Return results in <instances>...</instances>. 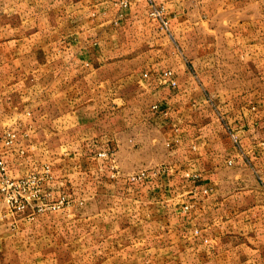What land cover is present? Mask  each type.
Returning <instances> with one entry per match:
<instances>
[{"label":"crops","instance_id":"crops-1","mask_svg":"<svg viewBox=\"0 0 264 264\" xmlns=\"http://www.w3.org/2000/svg\"><path fill=\"white\" fill-rule=\"evenodd\" d=\"M120 1L0 0L10 171L75 149L95 176L159 187L215 264H264V0H154L166 28L145 0ZM97 75L119 102L70 105Z\"/></svg>","mask_w":264,"mask_h":264},{"label":"rangeland","instance_id":"rangeland-1","mask_svg":"<svg viewBox=\"0 0 264 264\" xmlns=\"http://www.w3.org/2000/svg\"><path fill=\"white\" fill-rule=\"evenodd\" d=\"M192 32L189 54L194 57L199 34ZM207 65L215 66V54L209 56ZM106 73L111 78L115 75L112 70ZM100 80L97 75L90 86L78 85L75 100L69 104L80 106L84 102L77 101L78 97L92 95L96 96L93 108L94 103L105 108L111 92L114 101L108 105L115 106L117 88L110 89L111 80L107 85ZM67 103L62 102L60 111L67 109ZM8 128L0 124V156L8 176L39 174L42 179L39 195L30 197L21 210L10 209L0 191V264H215L203 255L209 251L203 245L207 239H200L180 215L164 206L159 187L150 189L145 183L132 187L95 176L89 169L95 163L75 157V149H43L38 162L11 172L4 156L13 143L1 142ZM17 150L16 155L23 154L21 148ZM32 154H36L34 149Z\"/></svg>","mask_w":264,"mask_h":264},{"label":"built area","instance_id":"built-area-1","mask_svg":"<svg viewBox=\"0 0 264 264\" xmlns=\"http://www.w3.org/2000/svg\"><path fill=\"white\" fill-rule=\"evenodd\" d=\"M148 5V14L156 19L162 28L167 27V19L164 15L163 6L157 4L154 0H145ZM121 5H126L125 0L120 1ZM163 77L169 79L170 84H175L174 78L171 77L169 69L163 70ZM1 137L2 144L10 146L16 139L17 132L14 129L4 130ZM104 153H98L103 155ZM231 163V161H228ZM41 179L39 174H30L21 178H10L7 174L5 162L0 156V191L6 197L10 209L21 210L29 202L30 197L38 196L41 189Z\"/></svg>","mask_w":264,"mask_h":264}]
</instances>
